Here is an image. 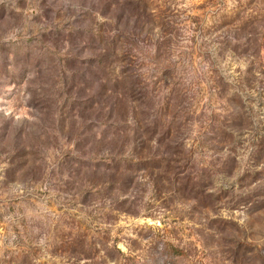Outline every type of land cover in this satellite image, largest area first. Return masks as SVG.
Returning <instances> with one entry per match:
<instances>
[{
  "label": "rangeland",
  "instance_id": "1",
  "mask_svg": "<svg viewBox=\"0 0 264 264\" xmlns=\"http://www.w3.org/2000/svg\"><path fill=\"white\" fill-rule=\"evenodd\" d=\"M0 264H264V0H0Z\"/></svg>",
  "mask_w": 264,
  "mask_h": 264
}]
</instances>
